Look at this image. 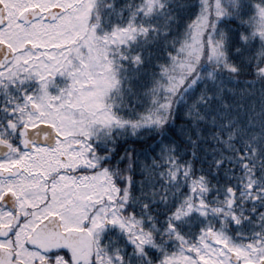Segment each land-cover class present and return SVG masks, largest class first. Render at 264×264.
Here are the masks:
<instances>
[{"label": "snow or ice", "instance_id": "6c2138e0", "mask_svg": "<svg viewBox=\"0 0 264 264\" xmlns=\"http://www.w3.org/2000/svg\"><path fill=\"white\" fill-rule=\"evenodd\" d=\"M49 6L61 7L55 0ZM179 7L182 13L192 10L186 25L189 32L198 24L211 27L210 32H204L211 48L205 46L200 63L179 89L156 92L145 81L140 85L141 94L134 91V86L125 89L124 81L141 80L145 52L149 58L153 55L145 44L163 40L164 49L172 50L167 48V41L178 16L167 0H160L159 10L153 5L147 15L143 0H130L119 6L112 0L106 8L96 6L100 25H104L105 18L111 24L112 18L118 17L119 26L124 28L130 19L145 38L142 42L133 31L120 45V90L140 100L145 108L125 119L113 107L111 116L88 129L86 138L77 137L87 149L83 154L87 163L77 166L70 179L73 183L83 179L95 185L91 191L79 193V199L70 188L63 194L54 190L57 177L65 175L60 171L43 179L39 192L25 193V199H39L41 203L33 202L31 208L23 209L22 217L16 216V201L7 188L18 180L39 178L20 172L0 175V217H16L14 225L0 230V264H27L29 255L31 264H83L64 245L42 248L23 239L24 225L35 228V232L28 233L33 238L41 231L59 236L70 226L81 229V238L94 241L98 249L88 264H97L96 257H100L99 264H105V255L108 264H200L201 259L214 264H264V171H257L248 159H258L259 168L264 169V56L256 52L255 41H241L235 46L231 43L233 33L239 41L249 33L246 22L258 12L264 14V0H232L230 4L219 0L215 5L211 0H192ZM64 15L56 11L51 18L61 19ZM44 19L45 16L40 17ZM7 24L0 12V31ZM227 24L236 27L228 28ZM218 35L223 45L217 40ZM77 48L80 52L73 55ZM83 48L77 40L55 52L61 55L67 50L66 60L72 61V68H80L79 61L87 57V53L81 55ZM37 52L39 49L31 54ZM11 55L0 47V64L6 67L11 63ZM242 72L251 79L242 81ZM25 75L34 79L31 70L21 73L22 77ZM55 82L53 76L52 83ZM42 83L48 87V81ZM19 87L28 95L34 86L21 83ZM134 110L135 103L129 108L130 112ZM107 112L106 106L99 115ZM3 122L0 118V124ZM5 131L15 140V132ZM41 131L47 133L43 143L39 135L33 139L31 133H25L30 147L13 144L15 155L28 154L36 147L54 151V141H59V136L48 129L36 130L37 134ZM0 156L10 159L13 154L0 146ZM238 159L252 170L247 191L243 175L237 176ZM77 173L84 176L78 177ZM197 176L199 188L192 183ZM73 208L80 209L78 216L69 215ZM208 233L215 234L224 246L211 242ZM105 235L110 237L108 241L104 240ZM228 248L247 255L234 257ZM180 258L186 259L181 262Z\"/></svg>", "mask_w": 264, "mask_h": 264}, {"label": "rangeland", "instance_id": "374dc122", "mask_svg": "<svg viewBox=\"0 0 264 264\" xmlns=\"http://www.w3.org/2000/svg\"><path fill=\"white\" fill-rule=\"evenodd\" d=\"M0 1L5 7L6 21L8 22L7 27L0 31V39L12 45L13 49L19 52L17 61L13 65H19L22 59L25 61L24 66H32L33 72H39V76L44 77L42 81H47L48 77L52 75L65 73L67 74L65 76L71 80L67 93L57 105L48 102L45 85L41 83L42 89L34 98L35 109L28 113L25 123L29 127L38 123L51 124L59 136V141H57L54 151L34 150L29 157L37 165H60V162L64 161L68 167H76L82 163V158L76 160L77 158L70 151L77 140V138H73V135H87L88 128L92 126L94 121L97 122L104 118V116L99 115L102 112V97L105 90L109 89L112 84L111 71L104 56L99 53L100 50L95 46V38L91 31L86 32L89 12L94 6L95 0H55L61 5L60 8L49 6L53 0ZM60 10L65 15L61 19H52V13ZM258 14L259 27L257 32L262 38L264 46V14L259 12ZM41 16H45L46 19L40 20ZM79 39L82 40L81 43L84 46L81 55L87 53L86 59L79 61L80 68H72V61L66 62L62 67L63 59L52 51L51 54L47 53L45 59L36 57L34 62L37 65L33 66L30 65L32 63L30 61L31 52L28 58L25 57L24 52H20L25 43H30L35 51L39 49L36 54L38 55L42 51H48L50 47L61 49ZM73 52L75 55L80 52V49L77 48ZM43 61H50V64ZM53 66L55 71H53ZM61 179L60 193L63 194L70 188L73 193L77 194V199L80 198L79 193L91 191L95 187L94 184L85 183L83 179L78 183H73L70 176L66 175H61ZM71 212L78 216L80 209L73 208ZM211 242L224 246L223 242L217 238L211 237ZM228 251L233 253L234 257L247 255L235 248H228ZM92 252V245L87 242V246L81 248L77 256L83 261V264H88ZM200 264H214V261L201 259Z\"/></svg>", "mask_w": 264, "mask_h": 264}, {"label": "trees", "instance_id": "16d2710c", "mask_svg": "<svg viewBox=\"0 0 264 264\" xmlns=\"http://www.w3.org/2000/svg\"><path fill=\"white\" fill-rule=\"evenodd\" d=\"M130 2V0H116L117 5L127 4ZM168 4L171 5V8L174 10V14L178 16V19L176 22L173 23L172 26V35L168 37L167 41V48L172 49L171 51L164 49V42L163 40H160L159 43L152 44L147 43L145 44L146 49H151L153 55L151 58L148 56V52H145V63L143 68L140 70L141 80L136 81H124L125 89H127L130 86H134V91L139 92L142 94L143 90L140 87L145 81H148L152 85V90L156 92H168V91H175L179 89L180 85L183 83L184 79L187 78L188 75L191 74V71L195 69V67L200 63L203 51L205 46L207 45L209 48H211V43L209 41L208 36L204 35L205 29H207L209 32L211 31V27L208 26L206 23L204 24H198L196 25L191 32L187 29V20L191 18L190 13L191 9H189L187 12L182 13L180 12V5L184 4L185 2L191 3L192 0H167ZM219 0H211L212 4H218ZM232 0H224L225 4H230ZM112 3V0H95L94 6L89 12L88 16V25L86 32H90L93 34L95 38V46L100 50V54L104 56L105 62L108 66V68L111 71V79L112 84L109 89L105 90V93L102 97V110L105 109L107 106L108 112L104 115L103 119H106L108 116H111V110L113 107H116L119 109V115L124 117L125 119H128L130 117H134L136 115V110H144L145 105L138 99H134L133 95L128 94L125 95L120 90V82L123 77L120 75L122 72V66L120 65V60L122 59V54L120 52V45H122L125 42V39L131 37V33L133 31L136 32V34L139 36V39L143 42L144 36L140 34L139 28L134 27L132 25L131 20L129 19L126 23V27L121 28L120 21L118 17L112 18V23L109 24L107 18H105L104 25H100L99 19H98V12L96 10V6L100 5L101 7L106 8L108 4ZM144 3V12L147 15L152 11L153 5L156 6L157 10H159V4L160 0H143ZM246 24L250 26L249 33L246 36H241L240 40H237V37L235 33L232 35L231 43L233 46H235L237 43L241 41H247L249 44H251L253 41H255V50L260 56H264V46L263 41L260 35L258 34V27H259V14L255 17H253L250 21H247ZM223 27L221 28V32L223 33ZM228 28L236 27L235 24H227ZM167 31V30H165ZM217 40L221 45H223L224 41L221 39V37L218 35ZM79 41L82 42L81 39ZM174 41H178L174 43ZM203 41V42H202ZM74 44V43H73ZM72 45V44H71ZM71 45H68L69 47ZM109 45L112 47L110 48ZM64 48V47H63ZM55 50L57 48L50 47L48 51H42L38 55H31L30 61L32 62L30 65H37L36 62H34L36 57L43 58L47 56V53H56ZM52 51V52H51ZM30 52H35V50H31ZM74 54V52H73ZM57 56V55H56ZM60 58H62V65L66 62H70L71 60H66L67 56V50L61 54L58 55ZM113 56L115 59H113ZM204 63L208 64L207 57H204ZM31 70V74L34 77V79H28L27 75L25 76H19V77H12L11 80L8 83L6 81L5 85H0V89H8V90H18L20 91L18 95L14 94H5L0 95V98H8L11 100V104L16 103V99H19L21 101L23 99V96L21 94V91L23 92L24 89L20 88L19 85L21 83L27 85H33L32 92L28 95H25V100H27V105L31 106L34 103L35 95H37L38 92L42 89V80L44 77L39 76V72H33L32 66H29ZM28 70V71H29ZM27 71V72H28ZM245 71H248L245 69ZM23 72V73H27ZM14 75V74H13ZM65 74H55L50 77H48V87H45V92L48 94V102L58 104L62 101L64 95L67 93V89L69 87V84H71V80L65 76ZM55 76V83H52V77ZM251 79L250 76H246L241 74V80H249ZM5 81V80H3ZM11 86V87H10ZM237 88L240 87V85L236 86ZM257 92L259 91V86L257 85ZM68 95V94H67ZM149 100V104H150ZM135 103V110L129 111V108L132 107V105ZM66 104V103H65ZM14 108V105L12 106ZM30 111V109H29ZM102 119V120H103ZM113 121L115 120V117H112ZM88 121V120H87ZM86 121V122H87ZM96 121H94L93 124H95ZM259 124V122H257ZM92 124V125H93ZM89 129V128H88ZM73 138H77L80 136H85L86 134H80V135H73ZM71 144V143H70ZM211 147V145H209ZM70 151L72 154L77 158L76 160L81 159L82 163L78 166H84L87 161L84 159V152L87 151L85 149L84 144L81 142L80 139L77 138L76 142L71 147ZM247 155V154H246ZM201 156H203V152H201ZM249 161L254 163L257 167V171H264V169L259 168L258 159L253 160V156L248 157ZM61 165V171L64 172L68 176L73 175L74 169L77 167H68L65 166L64 161L60 162ZM200 164L197 163L196 168L199 169ZM236 168H237V176L243 175L244 177V188L245 191H247L248 188L251 187L252 183V170L251 167L245 168L238 159L236 162ZM241 168L244 169L243 173H241ZM78 177H83V173H77ZM196 188L200 187V180L199 176H197L196 180L192 182ZM240 196L237 194V199H239ZM218 207L221 205L218 204ZM231 215V213H229ZM213 217H210V219ZM223 228H227V225H222ZM187 231V226H186ZM192 231H195V226H193ZM210 237L216 238L215 234L208 233ZM229 235H233L234 233H229ZM109 236L105 235L104 240L108 241ZM97 246L94 242L93 252L92 255L95 254L97 251ZM184 258H180V261ZM97 264H99L100 257H96ZM105 264H108V257L105 255L104 257Z\"/></svg>", "mask_w": 264, "mask_h": 264}, {"label": "flooded vegetation", "instance_id": "af4514ba", "mask_svg": "<svg viewBox=\"0 0 264 264\" xmlns=\"http://www.w3.org/2000/svg\"><path fill=\"white\" fill-rule=\"evenodd\" d=\"M59 12H62L60 10ZM1 43L5 45H10L3 39H0ZM13 49V47H12ZM32 50V46L29 43H25L23 49L20 52H24L25 57L30 56V51ZM14 55L12 56L11 63H8L5 67L3 64H0V85H5L6 81L10 83L12 77H19L21 73L27 72L30 67H23L25 61L19 62V65H13L17 61V57L19 52L14 50ZM14 74V75H13ZM5 80V81H3ZM20 91L18 90H8V89H0V95L5 94H13L18 95ZM23 99L19 101L16 99L15 104H11V100L8 98H0V118L4 119L3 124H0V143L4 144L5 146L9 147V153L13 154L12 158L16 161H13L12 158L5 159L4 157H0V175L8 176L14 172H20L24 175H29L32 177H38L39 179L36 181H29L25 182L22 180L16 181L14 185L10 184L7 188L8 193H10L11 198L13 201H16L15 209H16V216L22 217L24 215L23 209L25 207L31 208L33 202L36 204L41 203L39 199H35V201H30L25 199V193H37L40 191V183L43 179H46L49 176L55 175L57 172L61 171V165H37L35 161L31 160V156L34 150L39 149H46L45 147H36L31 148L30 153L24 155H15L16 148L13 147V144H20L24 147V138H23V129L29 128V125L25 123L28 118V105L27 100H25V92L21 91ZM14 105V108L12 107ZM11 116V119H8V116ZM35 126V125H33ZM30 126V127H33ZM5 129L11 130L12 132L16 133L15 140L13 136L6 132ZM11 142V143H10ZM19 160V161H18ZM61 176L57 177V183L53 186L54 190L60 193V184H61ZM71 203V201H70ZM80 214V213H79ZM70 216L75 217L76 215L73 214L71 211L69 213ZM15 216H5L0 217V230L7 229L10 225L15 224ZM81 229L73 228L70 226L68 229L63 231L59 236L51 233V232H39L36 233L35 237L33 238L28 233L35 232V228L29 229L27 225L22 226L21 228V236L25 240H32V243L42 247H56L59 245H64L71 250H73L76 255L79 254V250L84 246H87V242L92 245V249L94 247V241L92 240H84L81 238ZM63 237V238H62ZM27 264H31V256H26ZM246 264H251V262L246 261Z\"/></svg>", "mask_w": 264, "mask_h": 264}, {"label": "water", "instance_id": "95a60500", "mask_svg": "<svg viewBox=\"0 0 264 264\" xmlns=\"http://www.w3.org/2000/svg\"><path fill=\"white\" fill-rule=\"evenodd\" d=\"M0 12H2L4 14V19H5V10H4V6H3V4L1 2H0ZM0 47L6 49L8 53L13 54V50L11 49L10 46H7V45H5L3 43H0ZM12 56L13 55H11L10 58ZM37 129H41V130L48 129L50 132L55 133L54 128H53L52 125L43 124V123H40V124H38V125H36V126H34L32 128H24L23 129V138H24V144L27 147H30V145H29L28 141L25 139V136H24L25 133H31L33 139H35L37 137V135H39V140L41 141V143H43L47 139V133L44 132V131H41L39 134H37V132H36ZM54 143H56V141H54ZM0 146H3L7 150V152L9 153V147L5 146L2 143H0ZM0 157H3V156H0Z\"/></svg>", "mask_w": 264, "mask_h": 264}]
</instances>
